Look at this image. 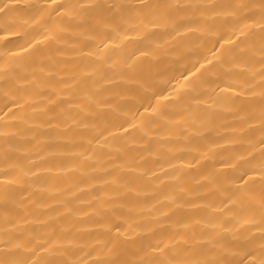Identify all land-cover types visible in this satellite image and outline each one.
<instances>
[{
    "label": "clouds",
    "instance_id": "obj_1",
    "mask_svg": "<svg viewBox=\"0 0 264 264\" xmlns=\"http://www.w3.org/2000/svg\"><path fill=\"white\" fill-rule=\"evenodd\" d=\"M0 264H264V0H0Z\"/></svg>",
    "mask_w": 264,
    "mask_h": 264
}]
</instances>
